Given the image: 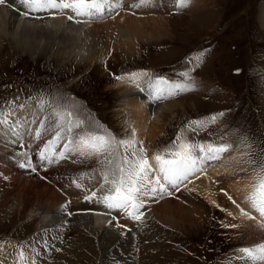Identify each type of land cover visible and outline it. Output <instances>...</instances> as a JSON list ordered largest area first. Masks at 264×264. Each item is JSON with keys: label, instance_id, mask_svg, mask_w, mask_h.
Returning <instances> with one entry per match:
<instances>
[{"label": "rangeland", "instance_id": "374dc122", "mask_svg": "<svg viewBox=\"0 0 264 264\" xmlns=\"http://www.w3.org/2000/svg\"><path fill=\"white\" fill-rule=\"evenodd\" d=\"M109 1L112 3L114 0ZM175 2L156 1L154 5L146 6V10L144 6H133L140 4V0H129L127 3L121 2L118 9L112 7L113 12L105 9L100 18L86 20L91 25L87 26L84 35L88 36L90 44L89 47L88 44L84 46L85 49H81L83 51L79 49L83 56L71 53L69 58L68 55L64 58L53 54L54 50L49 48L47 52L45 50L37 55L22 53L20 50L15 51L7 41L0 42V116L1 110L12 106H19L22 115V108L30 112L25 115L26 132L16 142L13 128L12 131L9 126L6 128L7 137H13L11 140L5 137L4 132H0V243L9 247L14 263L16 248H24L22 246L35 239L43 242L42 235L49 233L41 232V235L37 232L32 215H20L19 210L18 213H8L7 202L12 196L13 201L17 199L19 191L25 186L20 180L14 182L18 180L16 177L29 175V164L25 160L20 161L24 167L18 163L11 164L8 160L12 159L13 150L22 145L26 159H41L44 144L51 143L52 138L57 143L55 137L58 133L62 134L59 139L71 134L74 139L70 144L76 143L80 136L103 134L105 131L117 140L134 139L135 147H142L149 161L158 153L163 155L174 149L177 138L183 135L191 144L230 146L229 151L218 159L204 160L205 165L214 166L224 159V166L228 164L232 169L234 165L241 164V168L236 167L235 174L215 177L218 182L213 181L212 184L218 188L220 186V189L217 188L219 201L214 206L199 195L197 187L189 188L188 184L182 187L177 183L168 189L164 185L165 191L158 189L154 195L144 197V207L141 208L144 215L139 220H133L126 214V217L123 215L120 218L115 215L114 226L130 232L135 239L133 250H136V264H242V261L246 264L240 258L239 250L264 243L263 240L253 244L241 230L235 229L241 218L232 213L234 201L243 203L233 196L232 187L229 186L236 180L233 174L246 176L250 190L256 179L249 156L251 145L246 144L241 137L251 138L257 144L264 143V0H189L185 8H177ZM151 11L157 15L154 16ZM124 15L165 19H160L163 24L159 25L160 34L156 38L138 40L127 55L111 44L113 25L120 27L124 21L134 22L124 18ZM149 22L152 23L150 18L148 22L143 21ZM79 43L82 42H76V48ZM197 54H200V60L193 59ZM145 73L154 76V80L163 78L184 86L183 90L176 89L174 99L178 104L172 113L164 115L159 123L161 130L150 138H141L131 126L128 127L126 112L120 105L122 94L118 86L129 84L130 78L135 76L142 78ZM183 73H187V76ZM19 103L23 104L22 108ZM63 109L71 110L73 119L81 122L80 127H74L71 133L62 128L64 121L57 118V113ZM221 113L223 116L216 123L208 124L202 130H194L193 121H207ZM59 144L61 142L52 145V151L49 150L47 154L51 162L43 159L42 168L33 166L29 161L32 172H36L51 186L60 184L55 190L64 202L68 201L66 205L70 213L94 212L92 206L76 203L94 194L108 195L110 184H105L102 176L106 165L95 155H71L67 149L62 153L58 149ZM56 150L63 156L56 158L53 154ZM119 151L123 153L124 149L121 147ZM195 155L198 161L203 160L198 150ZM238 157L241 160L239 165L231 160ZM227 158L229 161H226ZM243 165L247 166L246 169ZM200 178L194 179L191 184ZM222 193L228 194V198ZM165 201H174L172 205L179 207L181 213L187 216L185 219L194 224L178 220H170L169 224L164 222L160 204ZM196 222H199V227ZM258 222V225L255 224L264 234L262 220ZM56 236L58 242L56 245L51 244V251L44 258L41 257V264L58 261L64 264L63 260H67L68 256L83 259L79 264H100L101 247L96 238L81 236L75 226H68ZM89 244L91 252H94L93 257L89 255ZM116 258L115 261L124 260L120 254Z\"/></svg>", "mask_w": 264, "mask_h": 264}, {"label": "bare ground", "instance_id": "6f19581e", "mask_svg": "<svg viewBox=\"0 0 264 264\" xmlns=\"http://www.w3.org/2000/svg\"><path fill=\"white\" fill-rule=\"evenodd\" d=\"M128 1L129 0H123V1L114 0L112 1V3H110V1L108 0V3L113 5V7H115L116 5H120V6H116L118 9L119 7H121V4H120L121 2L127 3ZM156 1L158 3V1H162V0H152L151 3H146L142 5L144 6L143 9L146 8V6H151V4L154 5ZM124 3H122V5H124ZM106 9L109 12L110 11L113 12L112 7L106 8ZM115 9L116 8H114V10ZM152 14L154 15L153 12ZM69 15H72V13L68 10H65L64 13H60L57 10L29 12L25 7L22 6L21 0H6L4 4H0V42L7 41L9 45L15 51L20 50L22 53L24 52V53H30V54H36V53L39 54L40 52H43L45 50L47 52V48H49V49L54 50L53 54L64 56V58L67 55L69 58L71 56V53H74L76 56H81L82 54H80L79 49L80 50L83 49V47L84 46L86 47L87 44L89 47V44H90L88 43L89 41L87 40L88 36L86 37V35H84V33L87 31L86 30L87 26L91 25V24H88V21L86 20L93 21L95 20V18L90 17V19H86L85 16H79V17L74 16L72 20H69L68 19ZM103 15H104V12H103ZM154 16H150V17L148 16V17H142V18H132V17H128L127 15H124V18L134 20V22L126 23L124 21L123 25L121 23L122 26L120 27L113 25L112 27L114 30H112L113 32H112V37H111V40H112L111 44L113 43L115 48H118L119 51H122L123 53H126L128 55V53L132 52L133 50V47H134L133 43L135 44L138 40L139 41L140 40H150V39L156 38L157 35L160 34L159 25L163 24L162 20L160 19H165V18L160 17L157 19ZM100 17L101 16H96V18H100ZM149 18L152 21L151 24L150 22L143 23V21L145 20L148 22ZM106 26L108 25L106 24ZM110 34L111 33H109V35ZM76 42H82V43H79L78 48H76L77 45L75 46ZM101 48L103 49V46H101ZM106 48L107 47H105V49ZM75 49H78V51ZM74 54H73V57H74ZM90 56H92V54H90ZM130 80L131 81L129 84L123 83L121 86L118 85L121 90L120 94H122V100L120 101V105L124 107V111L126 112L127 125L128 127L131 126L132 130L135 133H137L141 138L153 137L155 134H157L161 130L159 123L162 121V118L164 117V115L167 114L168 112L172 113L173 108H175L176 103L178 104V102L174 99V97L177 94L176 89L174 91V95H172L170 98L154 100L148 94V91H147L149 83L151 81H154V76L145 75L142 78L139 76H135L134 78H130ZM170 84L175 85V83H170ZM139 88L142 90L140 91ZM19 105H21V108H22L23 104L19 103ZM24 106L27 107V104H24ZM29 109L31 110V112L33 111V109H31L30 106H29ZM22 110H23V115L20 112L19 106H16V107L12 106L7 110H1L2 116H0V119H4L6 117L7 123L0 124V132H4L6 134L5 137H7L8 132L6 131V128L8 126L11 129L13 128V133H14L13 137H14L15 142H16V139L23 136L27 128V122H26L27 119L25 115L30 114V112L27 113L24 110V108H22ZM19 117L21 119H19ZM22 118H25V119H22ZM29 118H31V115L29 116ZM59 136L61 137L62 134ZM13 137L8 136L7 138L11 140V138ZM38 138L39 137H37V139ZM2 139H5V138H2ZM73 139L74 137L71 134H68L66 135V137H62L61 139H58L57 143L61 142V145L59 144L60 147L59 148L57 147V148L60 151H62V153L64 152L65 149H67L68 150L67 153L71 155L77 154V155L83 156L87 154V150H85L84 154H81L79 139L78 140L75 139L76 143L70 144L69 141H72ZM51 143L57 144L54 138H52ZM51 143L44 144L43 146L44 147L43 153L45 156H48L47 154L50 153L49 150L52 151L51 147L53 144L51 145ZM13 145H16V143H13ZM23 150H24L23 145L22 147L19 146L18 148L14 149L11 154L12 159L9 158L8 161L11 164L18 163V165H20V161L25 160L26 164H29V161H30L33 166L42 168L41 165H42V162H44L43 159H40L39 157H33V158L26 159V156L24 155ZM57 153H58L57 150L53 152V154L56 155V158L61 156L60 152L58 154ZM231 160H233L232 162L237 165H239V162L241 161L240 157L231 158ZM224 161L225 159L221 161L223 162L222 164L220 162L219 164L214 165V166L209 165L210 166L209 169H207L209 166L205 165L204 162L200 163L198 161L196 168L199 170L194 171L191 175L188 176L186 180H183L179 182L178 184L181 185L182 187L185 186L186 184H188L189 188L193 186L197 187L196 189L198 190L199 195L202 196V198L208 204H210L211 206H214V204H216L219 201L218 200L219 197L216 195V192L219 191L218 189H220V186L218 188L217 185L212 184L213 181L216 183L218 182L215 177H221V175L229 176L232 173L235 174V172H237L235 170L236 167H240L241 165V164L239 166L234 165V168H233L235 170L234 171L232 168L228 167L229 166L228 164L227 165L225 164L224 166ZM226 161H229L228 158ZM149 163L153 165L154 171L152 175L154 176L157 174V172L155 171V161L151 158ZM243 166H244L243 168L246 169L247 166L245 165ZM27 169H28L29 175H27L26 177L24 176L16 177L18 178V180H15V181L13 180L16 183L20 180L22 183H25L24 184L25 186L23 190L19 191L17 199L13 201L14 196H12L7 202V204L9 205L8 213L10 214H14L15 212L18 213V210H19L20 215L22 213H27L28 215H32V217H34L36 221L37 232L40 234L41 232H45V233H49V235L41 234L42 238H44L45 240L43 242H40L39 239L38 240L35 239V240H32V242L29 241V243L26 244L25 246H22L24 248H21V247L16 248L18 250H16L17 257H16L15 263L13 262L14 259L12 260L13 254L10 251L9 247H7L6 244L0 243V264H41L42 263L40 262L41 257L44 258V256H47V253L51 251V247H50L51 244L56 245V243L58 242L57 241L58 236H56V234H60V232L66 229L68 226H75V229L77 228L79 230V234L81 236L86 237L88 235V236H92L96 238L98 246L101 247L100 264H136L134 260L136 250L135 251L133 250L134 244H135V239L133 238V235L130 232L128 233V232L122 231L119 227L114 226L113 224V222L115 221L114 218L116 217L115 215H118L119 217L117 218H120V216L121 217L123 215L125 216V214L118 210L108 209L102 202L103 197L105 195L94 194V195L89 196L87 199L76 203V204H83L85 206H92L94 209V212L85 211V212H81L78 214H75V213L72 214V212L70 213L66 205L68 201L64 202L63 197L60 196L55 190L60 187V184L54 183V185L51 186L47 184L45 180L42 179L36 172H32L30 166H28ZM234 174H233V178L236 177V180L235 182H232L229 186L232 187L231 192L234 193L233 196H235L237 200L239 199L241 203H243V204H240V203L237 204L234 201V209L232 210V213L236 214L239 218L243 220L242 221L241 219H239V222H238L239 224H237L235 229L241 230L247 236V238L252 240L253 244L263 241L264 234H262V230L260 231L259 226L258 227L256 226L257 222L260 221L261 218L259 216V213H257L254 209H252L250 204L247 201V197L249 193L251 192L250 187H249V179L246 178V176H239V175H234ZM5 175L4 177H6ZM199 176L201 177L200 180L191 184V181H193L194 179H197ZM238 176L239 178H237ZM161 183H163L167 189L169 186H171V184H168L167 182L163 180H161ZM6 185L8 186V184ZM54 186H56V188H54ZM182 187L180 189H182ZM14 190L15 189H13V192ZM10 192L12 193V191ZM221 195L227 196L228 198V194L222 193ZM26 196H28V198L30 197V200H28V198H25ZM224 201L226 202V200ZM173 202L174 201H165L160 204V207H161L160 212L163 215V218L161 217V219L167 224H169V222L174 221V220H178L182 222L184 221L189 224L190 223L194 224L191 220L187 221V219H185L187 218V216L181 213V210L179 207L172 205ZM21 203L23 205H22V208L19 209V206ZM241 210H243L244 212H248L249 215L252 213L251 216L255 217L256 219H249L248 216H244L242 214ZM154 212L157 213V208L155 207H154ZM139 214L142 217V215H144L143 210L139 209ZM156 216L158 217V215ZM196 224L199 227V222H196ZM40 246L42 248H40ZM87 247L89 248V251L91 252L92 248L90 244ZM119 254H120V257H124V260H122L121 258L119 261H115V259H117L116 257L119 258ZM89 255L93 257L94 252L93 253L91 252V254ZM82 260L83 259L81 258L73 259L71 256L70 258L68 256L67 260L66 259L63 260V263L64 264H79L80 262H82ZM239 261H242V260H239ZM58 262L53 263V264H59ZM243 262L244 261H242V264H244Z\"/></svg>", "mask_w": 264, "mask_h": 264}, {"label": "snow or ice", "instance_id": "6c2138e0", "mask_svg": "<svg viewBox=\"0 0 264 264\" xmlns=\"http://www.w3.org/2000/svg\"><path fill=\"white\" fill-rule=\"evenodd\" d=\"M151 2L152 0H140V4L133 6L139 7ZM4 3L5 0H0V4ZM188 3L189 0H176L175 6L185 8ZM21 4L29 12L57 10L64 13L65 10H68L72 13L68 16L69 20H72L74 16H102L106 8L113 7L108 3V0H21ZM200 58V54L193 57L194 60H200ZM182 75L187 76V73ZM183 87L181 84L172 85L163 78H157L149 83L147 91L152 99L160 100L170 98L174 95L175 89L183 90ZM221 116H223L222 113L212 116L207 121H193L194 130L205 129L208 124L216 123ZM57 118L64 121L62 128L69 133L73 131L74 127L79 128L81 125L78 119H73V112L68 109H63L62 112L57 113ZM6 123V117L0 119V124ZM36 135L39 136L40 133L37 132ZM59 138L58 133L57 139ZM241 138L246 144L251 145L249 148L250 162L254 165L256 172V179L247 201L251 208L259 213L262 220L261 227H264V143L257 144L251 138L243 136ZM177 140L178 143L174 149L168 150L163 155L158 153L152 157L157 172L155 176L152 175L154 168L149 163L146 152L142 147H135L136 141L134 139L117 140L105 131L103 134L92 133L87 136H80L79 145L81 154L87 150L88 155H95L101 163L106 165L102 176L105 184H110V188L108 195L103 197L104 205L108 209L118 210L126 214L133 220H139L141 218L139 209L144 207L143 198L154 195L158 189L161 192L165 191L161 180L175 187L177 183L186 180L194 171L199 170L196 168L199 159L195 155L197 150L203 155V160H199L200 163H203L204 160L218 159L221 154L230 149L227 144H191L184 139L183 135ZM121 147L124 149L123 153L119 151ZM40 155L41 159H48L51 162L50 157L45 156L44 153ZM20 166L24 167L25 165L21 164ZM28 166H31L30 162ZM109 176L112 177L111 180H109ZM241 211L249 219H256L250 216L248 212ZM239 252L240 258L245 260L246 264H264V243L251 248H241Z\"/></svg>", "mask_w": 264, "mask_h": 264}]
</instances>
